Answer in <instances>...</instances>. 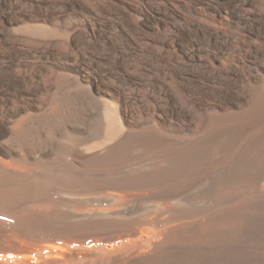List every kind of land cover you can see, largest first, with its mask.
I'll list each match as a JSON object with an SVG mask.
<instances>
[{
	"label": "bare ground",
	"instance_id": "6f19581e",
	"mask_svg": "<svg viewBox=\"0 0 264 264\" xmlns=\"http://www.w3.org/2000/svg\"><path fill=\"white\" fill-rule=\"evenodd\" d=\"M0 264H264V0H0Z\"/></svg>",
	"mask_w": 264,
	"mask_h": 264
}]
</instances>
